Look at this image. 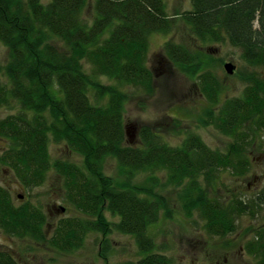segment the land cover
Masks as SVG:
<instances>
[{
	"label": "trees",
	"instance_id": "obj_1",
	"mask_svg": "<svg viewBox=\"0 0 264 264\" xmlns=\"http://www.w3.org/2000/svg\"><path fill=\"white\" fill-rule=\"evenodd\" d=\"M190 3L179 18L198 43L191 49L167 41L163 50L196 79L208 103L200 125L232 139L224 151L210 149L196 134L173 147L147 126L140 131V146L126 145L124 89L152 91L149 36L173 30L163 0H0V43L9 52L0 65V108H16L0 119V140L8 142L0 169H8L27 190L53 173L61 200L77 213L59 219L47 233L40 208L29 202L15 206L0 187L4 233L69 254L91 234L101 236L99 251H106L107 238L115 232L133 238L136 264H170L148 234L160 214L169 212L161 188H176L185 215L196 213L216 237L233 234L238 217L254 216V208L264 206V188L254 206L235 196L222 202L208 193L218 171L247 173L250 134L264 131V0ZM199 44H228L240 51L243 68L233 74L244 85L239 97L219 102L225 88L208 71L212 57ZM50 143L62 144L80 163L51 160ZM107 159L116 162L121 181L105 174ZM141 174L146 178L135 181ZM246 250L264 264L263 227L255 230ZM0 264L14 262L3 254Z\"/></svg>",
	"mask_w": 264,
	"mask_h": 264
},
{
	"label": "rangeland",
	"instance_id": "obj_2",
	"mask_svg": "<svg viewBox=\"0 0 264 264\" xmlns=\"http://www.w3.org/2000/svg\"><path fill=\"white\" fill-rule=\"evenodd\" d=\"M163 2L167 15L174 23L173 30L166 36H149L147 67L153 73L152 91L145 93L142 89L133 87L124 89L127 95L123 104L126 145L140 146V131L147 126L173 147L180 146L186 135L196 134L210 149L224 151L232 139L211 126L200 125V116H203L208 103L202 96L196 79L171 63L163 50L167 41L183 44L191 49L198 43L188 36L179 18L180 13L191 9V0ZM84 16L86 19L90 18L89 10ZM199 46L212 57L208 71L225 88L219 95V102L239 97L244 85L238 77L228 76L223 65L232 63L235 72L236 69L241 71L243 64L240 51L228 44ZM8 59V49L0 43V65L6 64ZM160 67H164L167 72L157 74ZM15 112V107L0 108V119ZM250 136H253V143L246 152L249 159L247 173L239 177L232 175L229 169L218 171L214 184L208 188L210 197L225 202L235 196L254 206L252 201L255 195L264 188V131L254 132ZM7 146V141L0 140V154ZM48 152L51 160L80 163V157L68 152L62 144L50 143ZM104 172L121 181L113 159L106 160ZM156 176L162 182L165 181L162 173H157ZM145 178L146 174H141L135 181L142 182ZM0 187L10 193L15 205L24 201L40 208L47 217V233L51 232L59 219L77 215L61 200L60 181L53 173L47 175L42 185L26 190L8 169L2 167ZM158 193L163 196L169 212L166 216L164 212L160 214L158 221L148 228V234L155 243V251L165 255L170 264H257V259L248 253L246 245L253 239L255 230L264 228V206L254 208V216L245 214L238 217L233 234L216 237L205 231L204 221L196 213L191 217L185 215L176 188L165 186ZM59 209H63V212ZM105 216L110 221H117L107 212ZM101 240L99 234H91L79 250L60 254L45 245L8 235L0 229V250L7 253L14 264H136L139 259L132 237L113 232L107 238L109 248L106 251H99Z\"/></svg>",
	"mask_w": 264,
	"mask_h": 264
},
{
	"label": "flooded vegetation",
	"instance_id": "obj_3",
	"mask_svg": "<svg viewBox=\"0 0 264 264\" xmlns=\"http://www.w3.org/2000/svg\"><path fill=\"white\" fill-rule=\"evenodd\" d=\"M157 70V69H156ZM157 74H162V73H165L167 71H165L164 67H160L158 70H157ZM157 74H154V75H157ZM125 131H126V127H125ZM3 188V187H2ZM27 190V189H26ZM19 199H22L21 196H18ZM13 201V200H12ZM24 203V201L20 202L18 205H15V206H19L20 204ZM46 216V215H45ZM45 227L47 228V217H46V225ZM5 254V255H8L7 253L5 252H2V250H0V258L2 257V255ZM9 256V255H8ZM13 261V260H12Z\"/></svg>",
	"mask_w": 264,
	"mask_h": 264
},
{
	"label": "water",
	"instance_id": "obj_4",
	"mask_svg": "<svg viewBox=\"0 0 264 264\" xmlns=\"http://www.w3.org/2000/svg\"><path fill=\"white\" fill-rule=\"evenodd\" d=\"M223 69H224L225 73L229 76L233 75V73L235 71V67L232 63H225L223 65ZM61 210H62L61 212H63V209H61Z\"/></svg>",
	"mask_w": 264,
	"mask_h": 264
}]
</instances>
